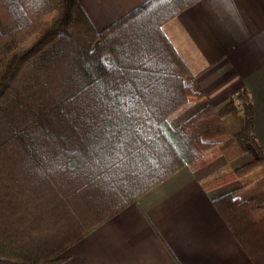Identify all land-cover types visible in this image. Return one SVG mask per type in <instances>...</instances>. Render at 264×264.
Here are the masks:
<instances>
[{
	"label": "trees",
	"instance_id": "1",
	"mask_svg": "<svg viewBox=\"0 0 264 264\" xmlns=\"http://www.w3.org/2000/svg\"><path fill=\"white\" fill-rule=\"evenodd\" d=\"M198 1L146 0L98 30L79 0H0V264H58L171 177L161 135L193 173L248 156L202 185L264 264V202L237 196L264 177L250 95L215 107L162 29Z\"/></svg>",
	"mask_w": 264,
	"mask_h": 264
},
{
	"label": "crops",
	"instance_id": "2",
	"mask_svg": "<svg viewBox=\"0 0 264 264\" xmlns=\"http://www.w3.org/2000/svg\"><path fill=\"white\" fill-rule=\"evenodd\" d=\"M145 1L79 0L98 30ZM162 29L215 107L233 89L247 90L264 151V0H199ZM175 153L171 177L74 243L58 264H253L212 204L220 191L202 185L213 178L204 170L227 156L193 173ZM262 178L237 196L264 202Z\"/></svg>",
	"mask_w": 264,
	"mask_h": 264
},
{
	"label": "rangeland",
	"instance_id": "3",
	"mask_svg": "<svg viewBox=\"0 0 264 264\" xmlns=\"http://www.w3.org/2000/svg\"><path fill=\"white\" fill-rule=\"evenodd\" d=\"M193 109H196V106H193L192 109H188L185 112H183L181 115H179V117L177 119H184L185 117H187L189 114H191L194 111ZM231 126L232 125L230 124V128L231 129L235 128L234 125H233V127H231ZM160 140H161L162 143H165V144L169 143L164 135L160 136ZM231 141H232V138L230 137V139L226 140L224 143H221L220 146L224 148L228 144H230L229 142H231ZM171 154L174 155V150H171ZM230 154H231V152L226 153V156L227 157H231ZM227 157H222L223 158L222 160L220 159V160L216 161L215 164H213L212 166H209L206 170H204V172L206 171V173L208 175H210L209 177H214L216 175L218 176V175L224 174V173H226L228 171H233L236 167H238L241 164L245 163L249 159L248 156L245 154V155H242V156L238 157V159L235 162L232 163L231 160H229ZM260 187H262V189L264 191V181H262V186L260 185Z\"/></svg>",
	"mask_w": 264,
	"mask_h": 264
}]
</instances>
